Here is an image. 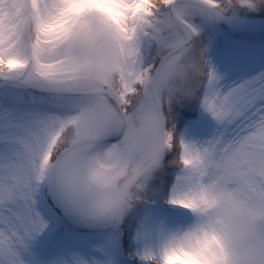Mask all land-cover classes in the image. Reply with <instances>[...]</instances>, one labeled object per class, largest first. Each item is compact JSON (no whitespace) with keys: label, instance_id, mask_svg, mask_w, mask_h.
Listing matches in <instances>:
<instances>
[{"label":"snow or ice","instance_id":"obj_1","mask_svg":"<svg viewBox=\"0 0 264 264\" xmlns=\"http://www.w3.org/2000/svg\"><path fill=\"white\" fill-rule=\"evenodd\" d=\"M0 264H264V0H0Z\"/></svg>","mask_w":264,"mask_h":264}]
</instances>
